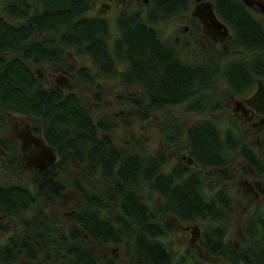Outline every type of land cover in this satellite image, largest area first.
I'll return each mask as SVG.
<instances>
[{
    "label": "flooded vegetation",
    "instance_id": "flooded-vegetation-1",
    "mask_svg": "<svg viewBox=\"0 0 264 264\" xmlns=\"http://www.w3.org/2000/svg\"><path fill=\"white\" fill-rule=\"evenodd\" d=\"M240 1L250 10L244 17H252L261 27L255 25V30L264 32V0ZM208 2L220 24L206 18L204 4ZM86 7L83 17L103 26L92 31L103 34V39H98L101 44L97 57L113 54V62H97L88 53L76 55L68 50L64 57H51L33 67L35 82L44 96L65 99L69 104L67 114L61 108L37 107L30 113L0 109V246L14 237L18 241L33 237V243H38L34 224L41 211L59 223L74 222L75 204L73 199H66L70 186L61 197L45 198L39 194L40 178L59 159L57 147L52 144H102V140H107L119 146L131 144L133 136L146 140L147 132L151 138L150 132L157 130L163 135L165 130L164 140H151L149 148L144 144L146 153L149 150L165 156V173L181 177L182 202L189 205L184 207L205 215L202 220L173 223V234H181L180 255L190 261L203 259L206 264H231L226 255L236 254L234 248L247 243L250 233L264 226V44L248 47L243 35L235 33L217 12L215 0H90ZM142 34L159 36L156 45L165 55L169 54L166 45H171L182 59V66L192 69L194 75L189 80L195 83V91L209 87V92L197 98L202 104L201 116L189 124H182L167 109L153 112L149 120L137 119L148 98L135 86L136 77L130 70L135 66L121 52L125 53L126 42L137 35L140 40ZM79 71L85 79L79 77ZM151 79L161 80L154 76ZM259 83L263 94L258 91ZM77 104L82 108L75 107ZM158 112L159 117L155 115ZM129 118L132 125H128ZM193 131L217 132L230 143L189 144L187 134ZM167 132L182 134V138L175 140ZM38 144H45L55 153L46 169L27 163ZM222 145L228 155L224 167H219L216 148ZM201 147L210 150L200 151ZM86 164L74 162L68 168L65 186L72 178H82ZM52 172L56 177L57 172ZM200 192L208 197L204 206L199 205ZM58 217L64 221H58ZM217 225L224 228L219 242L226 244L225 255L217 256L203 247L217 244L216 239L203 234L207 227ZM235 228L237 234L232 237ZM124 243L128 245L127 241ZM112 251L113 248L108 253ZM236 262L241 264L238 259Z\"/></svg>",
    "mask_w": 264,
    "mask_h": 264
},
{
    "label": "trees",
    "instance_id": "trees-1",
    "mask_svg": "<svg viewBox=\"0 0 264 264\" xmlns=\"http://www.w3.org/2000/svg\"><path fill=\"white\" fill-rule=\"evenodd\" d=\"M0 1V109L24 113L37 109L36 99L44 93L35 82L33 67L51 57H64L70 50L76 55L88 53L97 62H113V54L97 57L103 34L92 31L103 26L83 17L90 0ZM215 8L235 33L243 35L248 47L264 44V32L255 30V25L258 29L261 27L252 17H244L250 10L240 0H215ZM140 36V40L137 35L126 42L125 53L121 54L129 57L135 66L130 68L136 77L135 86L148 98L137 113V119L143 121L149 120L153 112L178 104L197 91L195 83L189 80L194 75L192 69L186 64L182 66V59L171 50V45H166L169 54L165 55L161 46L156 45L159 36ZM81 73L79 71L80 78ZM152 76L161 80H152ZM88 82L93 84L91 80ZM75 107L82 108L79 104ZM39 108H61L67 114L69 104L59 97L51 105ZM128 120V125H132L133 120ZM87 123L91 127L89 118ZM162 131L163 135L158 132L159 140L165 139V130ZM169 133L175 140L182 138V134ZM213 134L193 131L187 134V141L189 144L230 143L226 136ZM101 143L52 144L57 147L59 159L48 174L40 178L39 194L45 198L61 197L70 186L75 192L74 222L59 223L41 211L34 224L38 243H33V237L29 241H18L14 237L0 246V264H112L113 257L104 253V249L122 245L124 241L130 245L132 264H206L203 259L190 261L171 248L173 223L202 220L205 215L184 207L189 205L182 202L181 177L165 173L162 169L165 156L149 150L146 153L144 144L148 141L139 137L133 136L131 144L119 146L107 140ZM202 150L209 152L210 149L201 147ZM226 150L224 145L216 148V166L226 164ZM74 162L87 163L88 167L82 178H72L65 186L64 175ZM52 171L57 172L56 177ZM197 197L200 206L207 204L208 197L203 193ZM223 231L224 228L217 225L203 232L206 238L216 239L217 244H203V247L217 256L225 255L227 250L226 244L219 242ZM249 237L247 243L234 248L236 254L226 255L231 264H237L236 259L241 264L264 263V226Z\"/></svg>",
    "mask_w": 264,
    "mask_h": 264
},
{
    "label": "rangeland",
    "instance_id": "rangeland-1",
    "mask_svg": "<svg viewBox=\"0 0 264 264\" xmlns=\"http://www.w3.org/2000/svg\"><path fill=\"white\" fill-rule=\"evenodd\" d=\"M1 4L2 3L0 1V6H1ZM206 92H209V87H203L198 92H194L193 95L190 98L186 99L185 103H183L182 105L175 104V105H171L169 107H166L165 109H167V111H170L172 115H174L176 118H178L182 124H189L194 119H197L198 116H201V114H199V109L202 108V104L197 100V98H198V96H200ZM185 106H186L185 109H187L188 111L183 110V108ZM155 115H157L159 117L161 115V113L158 112V113H155ZM138 129L142 132V129H140V128H138ZM150 133H152L151 134L152 137L148 138V132H147L148 147H150L152 145V144H150L151 140L153 143H159V139H160V136L158 135L157 130L155 132H150ZM74 196H75V192L73 190H69L66 192V199L67 200L73 199ZM50 211L52 212L53 209H51ZM66 217H68V215ZM58 219H59L58 221H64L63 217H58ZM66 222H68V221H66ZM236 231H237V228H235L231 232L232 237L236 236V234H237ZM171 240H172L171 248L173 250H178L179 254H181L182 253L181 234H179V232H176L172 236ZM184 241H186V239H184ZM117 246H120V245H117ZM117 246H107L104 249V253L109 255L110 258L116 256V258H114V262L112 261V264H132L131 263L132 256H131V249H130L129 243H128V245L123 243L120 247H117ZM111 248H113L114 251L110 252L111 254H109L108 251ZM118 254H119V256H118ZM103 264H106V263H103Z\"/></svg>",
    "mask_w": 264,
    "mask_h": 264
},
{
    "label": "water",
    "instance_id": "water-1",
    "mask_svg": "<svg viewBox=\"0 0 264 264\" xmlns=\"http://www.w3.org/2000/svg\"><path fill=\"white\" fill-rule=\"evenodd\" d=\"M244 1L247 2V0H244ZM204 5L207 6V8L205 10L206 11L205 14L207 16L206 18H208L213 23L217 22L220 24V22L215 17V14L213 12L211 4L208 2ZM221 26H223V25L221 24ZM262 89H263V87H262L261 83H259L258 91H260L261 94H263ZM54 158H55V153H54L52 148L46 146L45 144H40V145L38 144L36 151L31 154L27 163L34 165L40 169H46L48 167V165L54 161Z\"/></svg>",
    "mask_w": 264,
    "mask_h": 264
},
{
    "label": "bare ground",
    "instance_id": "bare-ground-1",
    "mask_svg": "<svg viewBox=\"0 0 264 264\" xmlns=\"http://www.w3.org/2000/svg\"><path fill=\"white\" fill-rule=\"evenodd\" d=\"M57 99H59L58 97H54V98H52V99H49V98H46V96H42V95H38V98L36 99V102H38V103H45V106H47V105H51V103L53 102V101H55V100H57ZM40 107H43V106H41V105H39ZM39 106H37V107H39Z\"/></svg>",
    "mask_w": 264,
    "mask_h": 264
}]
</instances>
